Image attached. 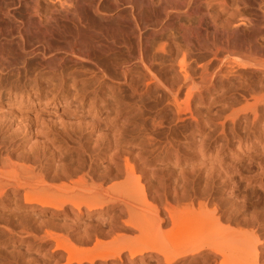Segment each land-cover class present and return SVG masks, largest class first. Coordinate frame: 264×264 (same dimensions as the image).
<instances>
[{"label": "bare ground", "instance_id": "obj_1", "mask_svg": "<svg viewBox=\"0 0 264 264\" xmlns=\"http://www.w3.org/2000/svg\"><path fill=\"white\" fill-rule=\"evenodd\" d=\"M42 1L0 0V45L14 43L20 51H28L27 55L44 59L48 51L53 50L49 39L60 35L59 22L54 21L67 19L80 34L85 31L94 34L92 43L99 48L98 54L116 55L121 49L126 50L127 61L117 65L123 69V80H128L130 60H137L144 72L145 89L156 86L174 107L178 106L182 94L200 100L218 87L228 89L230 99L235 100L239 95L242 100L253 101L252 123L257 132H262L264 13L258 15L249 0H108L112 2V10L125 7L116 19V29L111 36L94 26L91 16L83 10L88 6L92 13L98 14L103 9H100L101 0H52L63 10V14L57 12L58 16L53 11H42ZM222 15L226 17L224 20ZM86 35L84 38L88 37ZM34 42L41 44V49H33L37 44ZM70 49L67 60L93 62L103 77L110 76L98 66L88 49L78 52ZM156 58L163 60L166 68L173 69L164 73L154 70ZM8 60L7 54L1 58L0 77L10 67ZM250 75L257 79H249ZM8 91L6 94L10 93ZM2 94L0 81V99ZM16 98L15 91L13 99ZM17 100L20 104L24 102L20 95ZM2 104L0 101V110ZM45 107L50 105L45 104ZM188 110V115H181L180 111L176 120L189 118L195 124L200 122L199 114ZM14 111L11 116L20 122L19 129L28 143L51 151L57 158L61 157L59 151L63 148H77L80 154L53 166L46 155L44 159L39 153L13 156L0 147V201L18 195L26 211L40 209L76 218L98 214L96 225L82 230L73 225L77 223L75 220L71 225L64 222V226L54 220L34 225L5 218L0 223V229L13 238L46 249L56 260L55 264H264V218H258L255 210L259 205H253L256 211L253 212L246 201L234 197L231 202L212 200V190L205 188L199 193L193 171L188 178L182 173L183 178L172 183L163 176L155 177L152 167L160 154L151 151V144L136 151L133 138L115 130L117 125L105 126L101 134H97L94 123L91 130L69 133L58 127L75 129L84 123L77 120L69 125L70 122L63 119L59 123L27 114L21 120L19 111ZM247 118L236 114L231 121L236 123ZM53 124H58L57 128ZM221 125L225 127V120ZM143 136L149 142L153 139L149 134ZM137 138L139 141L140 136ZM259 139L264 143V134ZM179 148H165V154L173 152L171 154L175 155L176 165L181 156ZM147 149L150 153L145 151ZM167 154L165 156L169 157ZM210 154L206 155L203 149L196 153L202 166L226 178L225 170L209 160L213 157ZM104 160L110 164L103 166ZM232 208L235 209L229 214ZM104 215L110 218L105 219ZM67 225L73 226L71 230Z\"/></svg>", "mask_w": 264, "mask_h": 264}, {"label": "rangeland", "instance_id": "obj_2", "mask_svg": "<svg viewBox=\"0 0 264 264\" xmlns=\"http://www.w3.org/2000/svg\"><path fill=\"white\" fill-rule=\"evenodd\" d=\"M107 1L101 0L100 9H103L98 14L92 13L88 6H84L83 10L86 9V13L89 17L91 16L90 20L93 24L95 23L94 26L102 32H106V35L111 36L114 34V29H116V19L120 13L125 11V7H122L119 11L112 10V2L109 3L108 1V4ZM249 1L253 4L252 9L258 15L264 13V0ZM41 4H43L41 5L42 11H53L57 16L60 15L59 13L63 14V10L60 11V7L54 1L52 3V0H43ZM224 17L222 15L223 20L226 18ZM60 21H62L61 24H59ZM55 22H59L60 35L56 34L57 38L49 39L53 50L52 52L48 51L49 55H46L44 59H41L39 55H27L28 51H20L14 43L0 45V64L1 58L7 54V57L9 56L7 65L10 66L1 73L2 76L0 77L3 88V96L0 99L3 103L0 110V147L6 149L13 156L39 153L44 159V155H46L53 166L59 165L61 161H68L72 157L76 158L80 154L77 148H63L59 151L61 157L57 158L53 156L51 151L34 146L33 142L28 143L27 138L22 134V129H19L20 122L11 116L14 110L19 111V115H22L21 120L26 118L24 115L27 114L32 118L47 117L52 122H61L63 119V122H70L69 125L71 121L76 122L77 120L84 123L81 128L77 126L75 129L70 126L68 129L58 127V130L62 132L74 133L81 129L88 131L86 129L91 130V125L94 123L97 134H101L104 132L105 126L117 125L115 130L126 134L129 138H133L132 142L137 145L136 151L139 149L144 150L151 144V151L155 155H162L161 157L159 155L155 166L152 167L155 177L162 178L163 176L172 183L173 181H180L183 178L182 173L185 174V178L186 176L188 178L190 171H193L196 179H198L199 193L205 188L210 189L214 192L211 199H219V203L222 201L231 202L235 199L238 201L244 200L250 210L257 208L255 210L258 213H256L258 218H264V143H260L261 140L259 139L260 135L264 134V114L261 124L263 130L257 132L251 117L253 101L242 100L239 95L235 96V100H233V97L230 99L231 94L228 93V89L221 90L218 87L211 95H206L204 99L200 100L198 98L189 99L185 94H182L178 106L174 107L169 104L170 102L163 92L156 90V86H153L151 90L145 89L144 72L140 69L137 60H130L127 67L128 80H123L121 71L123 69L122 67L120 69L117 65L119 66L122 62L127 61L124 48L116 55H114L115 53L107 54V56L98 54V52L100 53L99 48L96 49V46L92 43V37L95 39L92 32H83V30L84 34H80L75 30L76 28L72 25V22L67 19L57 18ZM85 34L88 37L84 38ZM75 35L76 38H74ZM69 40L71 43H69ZM72 43L75 44L74 47L71 46ZM37 44L34 48L33 44L29 50L32 48L41 49L42 45ZM70 48H75L74 51L76 52L85 49L87 51L88 49L92 58L94 56L98 66L110 76L103 77V73L97 69L93 62L83 61L77 63L67 60L72 52ZM62 50L69 52V54ZM65 54L68 56L66 57ZM162 61L159 58L155 59L153 63L154 70L164 73V71L167 72L173 69L172 67L170 69L166 68L165 65H162ZM113 75L117 78H112ZM249 79L255 80L257 77L250 75ZM7 90L11 94H6ZM15 91L17 98L19 95L23 96L24 102L22 101L21 104L17 98L13 99ZM9 97L12 101L9 100ZM163 97L166 99L164 100ZM45 104H49L50 107H45ZM54 105L57 106L54 107ZM188 109L199 114L200 122L195 124L191 120L190 122L189 118L183 121L176 120L180 111H182L181 115H188ZM236 114H244L248 118L241 122L232 123L231 118ZM223 120L226 122L224 128L221 125ZM6 123L8 126L4 125ZM9 123L13 129H11ZM86 123H89V125L86 126ZM57 125L53 124V127L56 126L55 128H57ZM21 127L23 128L22 124ZM155 127L159 128L156 129ZM143 134L152 135L149 138L153 139L149 142ZM133 135L136 138L140 136V140L138 141L139 138L135 140L136 138ZM193 138L197 141H194ZM90 146H94L93 142L90 143ZM169 146H173L176 150L180 147L179 151L181 152H177L181 156L179 157V154H176L180 159L177 165L174 159L175 155H172L173 152H167L170 155L166 157L168 154H165L167 150L165 148H173ZM134 147L131 148L134 149ZM200 149H203L206 155L212 153L210 156L213 157H210L209 160L213 165H218L222 170H225L226 178L219 176L216 170L212 171L210 168L201 165V161L196 155ZM145 151L150 153L148 149ZM59 154L57 155L59 156ZM180 162L184 163L180 164ZM102 164L106 166L110 162L104 160ZM227 180L229 182H226ZM204 197L206 198L207 195H204ZM253 205L259 206L254 207ZM234 209L232 208L229 214ZM255 210L253 212H256ZM31 214H35V216ZM104 216L105 219L110 218L109 215ZM5 218L34 225L54 220L56 224H61V226H64V222L71 225L73 224L72 221L75 220L74 222L77 223L73 225L82 230L93 228L96 225L98 214L82 215L76 218L75 215H58L53 214V211L42 212L40 209L26 211L22 207L21 196L10 195L0 201V223ZM67 226L66 228L70 230L73 227ZM38 248L34 243L13 238L7 231L0 229V264H55L56 260L50 256L46 249ZM78 248L81 250L82 246Z\"/></svg>", "mask_w": 264, "mask_h": 264}]
</instances>
